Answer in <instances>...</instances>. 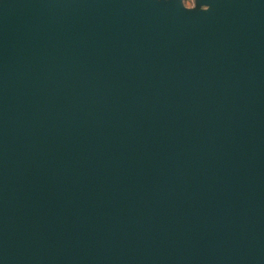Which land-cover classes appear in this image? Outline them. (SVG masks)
<instances>
[{
	"label": "water",
	"instance_id": "95a60500",
	"mask_svg": "<svg viewBox=\"0 0 264 264\" xmlns=\"http://www.w3.org/2000/svg\"><path fill=\"white\" fill-rule=\"evenodd\" d=\"M0 0V264H264V0Z\"/></svg>",
	"mask_w": 264,
	"mask_h": 264
},
{
	"label": "rangeland",
	"instance_id": "374dc122",
	"mask_svg": "<svg viewBox=\"0 0 264 264\" xmlns=\"http://www.w3.org/2000/svg\"><path fill=\"white\" fill-rule=\"evenodd\" d=\"M182 5L184 6V8L193 11H198L207 8V5L202 4L201 0H182Z\"/></svg>",
	"mask_w": 264,
	"mask_h": 264
}]
</instances>
